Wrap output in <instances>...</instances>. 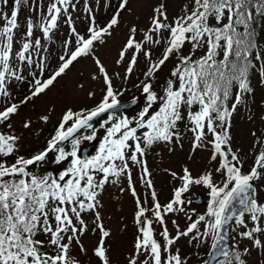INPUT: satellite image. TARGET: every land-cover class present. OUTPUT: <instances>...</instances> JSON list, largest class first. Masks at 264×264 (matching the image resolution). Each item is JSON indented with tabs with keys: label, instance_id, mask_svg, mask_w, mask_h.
Returning a JSON list of instances; mask_svg holds the SVG:
<instances>
[{
	"label": "snow or ice",
	"instance_id": "obj_1",
	"mask_svg": "<svg viewBox=\"0 0 264 264\" xmlns=\"http://www.w3.org/2000/svg\"><path fill=\"white\" fill-rule=\"evenodd\" d=\"M130 2L116 0L110 5L109 18L99 23L93 6L84 0L88 22L83 33L77 30L72 15L79 0H48L46 4L13 0L10 14L0 7V20L4 21L0 27V264H82L74 250L87 254L81 238L88 232L97 234L92 248L96 264H112L108 243L112 232L101 215L100 197L106 185L121 178L128 181V187L120 191L127 190L133 197L137 232L126 264H189L192 257L182 256L176 248L181 238L189 240L199 264H246L248 248L241 249L235 237V243H224L228 239L225 227L233 221L243 229L236 235L264 248L257 236L264 233V201L257 199L254 183L264 180V132L259 137L252 133L255 155L247 172L242 170L247 157L233 151L230 135L233 113L253 92L249 77L253 58L262 59L261 53H254L253 22L264 16V0H186L171 19L161 2L152 8L146 27H127L115 58L123 76L110 74L95 56L96 45L112 39L121 27L122 14L132 11ZM8 3L0 0V5ZM23 7L35 12L37 19H26V30L17 45ZM61 23L68 26L69 36L53 68L43 55L48 49L42 40L51 41ZM37 31L40 37L33 38ZM88 57L98 73L92 79L104 85L99 102L91 109L68 108L41 149L20 154L22 137L13 127V118L21 107L46 94L81 58ZM170 60L176 63L157 90V74ZM137 72L132 87L143 97V107L133 116L118 115L119 97L129 89H116L113 78L126 83ZM260 76L264 85V64ZM13 81L27 85L22 97L14 94ZM140 97L133 96L131 103L136 104ZM105 113L107 119L99 123L105 135L98 151L81 157V142L96 138L98 129L92 121ZM38 119L47 122L49 116ZM260 119L264 122V116ZM181 124L193 134V149L208 146L210 160L217 166L198 176L187 167L180 176L171 173L180 184L162 204L145 156L151 146L160 143L172 151L171 145L181 139ZM22 126L30 129L31 118ZM84 128L91 129V134L73 138ZM65 142H70V150ZM48 163L62 166V170L41 173L39 169ZM134 165L140 169L139 182L149 190L150 205L132 182ZM193 185L208 189L209 203L202 214L192 209L190 215L186 209L193 201L184 194ZM178 213L185 216L186 224L182 229L172 219L175 231L170 232L166 218ZM86 217H91V225ZM154 225L160 227L159 233ZM205 245L207 250L201 254L199 248Z\"/></svg>",
	"mask_w": 264,
	"mask_h": 264
},
{
	"label": "rangeland",
	"instance_id": "obj_2",
	"mask_svg": "<svg viewBox=\"0 0 264 264\" xmlns=\"http://www.w3.org/2000/svg\"><path fill=\"white\" fill-rule=\"evenodd\" d=\"M29 2L33 3V0H29ZM47 2L48 0H40L41 4H46ZM88 2L93 6L97 21L103 23L109 18V14L112 11L110 5L114 4L116 0H88ZM161 2L165 4L168 16L171 19L180 12L186 0H131L130 7L132 11L131 13L124 12L122 14L121 27L115 31L112 39L106 44L96 45L95 56L100 58L110 74L112 72H117L123 76V68L116 66L115 58L126 34L127 27L132 24L137 25L139 28L146 27L148 19L152 14V8ZM12 3L13 0H9L8 5H0V7L3 8L4 12L10 14ZM83 4L84 0H79L77 9L72 12L73 18L76 20L75 26L81 33L85 31L88 22L87 14L83 11ZM29 16H31L33 20L37 19V14L35 12H31L29 8L23 7L18 17V22L21 26L16 32L17 45L26 30V19ZM3 24L4 21L0 20V27H2ZM68 36V26L61 23L59 30L55 31L51 41L42 40V43H44L45 47L48 49L43 55L48 57V63H50L53 68L57 64V57L61 54L62 46ZM37 37H40L38 31L35 32L33 38ZM257 44L254 53H261L262 59L257 61L253 58L254 67L251 80L253 92L245 97L244 103L239 105L236 112L233 113L230 127L231 147L233 151L239 150V154L242 157H247L244 163V169L246 171L250 170L254 162L253 158L255 152H253L252 149L255 137L252 136V133L255 132L256 136L259 137L261 132H264V122L260 119L261 116H264V85L260 82V68L261 64H264V16L262 17V27ZM156 55H159L158 51ZM175 63V60H170L167 66L157 74L158 79L154 85L157 90H159ZM143 67L144 65L141 62L139 68L142 70ZM94 74L98 75L93 59L91 57L81 58L78 63H75L74 67L67 71L66 75L58 78L57 82L46 94L35 98L34 101L29 102L27 106L21 107L20 114L13 118V127L16 133L20 134L22 137L20 141V154L28 155L41 149L45 141L55 134V127H51V125L59 123L62 114L68 108L79 111L81 109H91L96 106L103 94L104 85L101 80L92 79ZM138 76L139 72L126 83L122 79L113 78V84L116 89H120L122 86L129 89V91L125 92L124 95L119 98L128 99L133 96H140V92L132 87V83ZM12 89L17 98H19L27 91V85L13 81ZM89 92L94 93V96L90 97ZM142 107L143 101L141 108ZM137 109H139V106L134 108L131 114L137 113ZM43 115L49 116L47 122L38 119L39 116ZM27 118H31L32 120V127L30 129H24L22 126L23 121ZM101 121L94 126L98 129L96 133V138H98V146L95 149L96 152L105 135V130L99 128V123ZM91 131V129L84 131L80 137L91 134ZM86 143H89V141H82L81 145ZM68 146L69 148L67 150H70L71 146ZM171 147L173 150L169 151V147L165 146L163 143L155 144L151 146L146 155V159L148 160L147 164L155 184L154 189L162 204L170 199L174 187L180 184V181L174 179L171 173L175 172L177 176H180L182 175V169L187 167L193 176H198L201 172L213 170L217 166L215 161L210 160V148L208 146L193 149V134L184 124H181V139L179 143H173ZM57 167L58 166L52 163H48L40 168L39 171L41 173L48 171L57 173ZM131 170L136 177L134 181L137 185V193L141 195L142 198L146 199L150 205L151 198L149 190L144 188L143 184L139 182L140 170L138 166H132ZM256 184V197L258 200L264 201V180L256 181ZM121 187L125 189L128 187V181L124 178H121L118 183L114 185H106L100 197L103 205L102 209H100L101 215L106 227L110 228L112 232V237L108 241L110 244L112 264H126V256L132 251V244L137 234L136 225L134 223L135 205L133 197L127 190L121 192ZM199 194L200 198L202 197L203 199V203L192 202L186 205V209L190 215L192 214V209H195L196 214H202L206 210L209 203L208 189L201 185H193L190 190L184 194L186 200H192ZM166 219L170 232L175 231L170 222L172 219H176L182 229L186 224L185 216L182 213H178ZM86 220L91 225V217H86ZM249 226H251V221H249ZM154 227L157 233L161 231L158 225H154ZM262 227H264V223H262ZM242 230L243 229L239 225H234L232 244L235 243V240H239L241 249H249L248 253L245 255L246 264H264V248L255 247L251 241L241 239L236 235ZM257 236L261 239L262 243H264V233L257 234ZM233 237H235V240ZM157 238L159 239V236ZM81 240L84 247L87 249V254H80L78 248L74 250V254L78 256L82 264H96L95 258L92 257V248L97 242V234L88 232ZM176 248L180 249L182 256L186 255L192 257L189 264H199L198 260L193 256L195 249L187 238H181L177 242ZM206 250V245L199 248L201 254Z\"/></svg>",
	"mask_w": 264,
	"mask_h": 264
},
{
	"label": "water",
	"instance_id": "obj_3",
	"mask_svg": "<svg viewBox=\"0 0 264 264\" xmlns=\"http://www.w3.org/2000/svg\"><path fill=\"white\" fill-rule=\"evenodd\" d=\"M139 102H140V100H139L136 104H132V103H131V100H127V101H125V102H121V109H120V110L131 108V107L137 105ZM95 119H97V118H95ZM95 119H94V120H95ZM94 120H93V121H94ZM93 121H92V123H93ZM80 130H82V129H80ZM80 130H79V131H80ZM79 131H78V132H79ZM78 132H77V133H78ZM77 133H75L74 135H76ZM94 144H95V143L93 142V143L90 145V147H92ZM87 148H89V147H87ZM85 151H86V149L84 150V154H85ZM237 207H239V206L237 205ZM233 222H234V221H233ZM233 222H230V223H229L228 225H226V227H225V235L228 237V239H227L224 243L227 244V245H230V234H231V231H232Z\"/></svg>",
	"mask_w": 264,
	"mask_h": 264
},
{
	"label": "trees",
	"instance_id": "obj_4",
	"mask_svg": "<svg viewBox=\"0 0 264 264\" xmlns=\"http://www.w3.org/2000/svg\"><path fill=\"white\" fill-rule=\"evenodd\" d=\"M262 17L263 16H257L256 20L253 22V32H254L253 40L256 43H257V40H258V33H259V30H260V27H261V23H262ZM251 71H252V69L250 70V73H249L250 79H251Z\"/></svg>",
	"mask_w": 264,
	"mask_h": 264
}]
</instances>
